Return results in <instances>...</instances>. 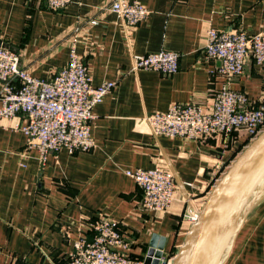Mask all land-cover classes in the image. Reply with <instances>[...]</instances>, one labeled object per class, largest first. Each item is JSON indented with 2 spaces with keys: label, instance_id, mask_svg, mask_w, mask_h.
Returning <instances> with one entry per match:
<instances>
[{
  "label": "crops",
  "instance_id": "obj_1",
  "mask_svg": "<svg viewBox=\"0 0 264 264\" xmlns=\"http://www.w3.org/2000/svg\"><path fill=\"white\" fill-rule=\"evenodd\" d=\"M112 0H72L53 11L43 0H0V44L19 52L20 64L48 79L74 52L92 84L115 85L92 108L94 147L61 149L41 164L15 128L19 116L0 124V264H66L73 242L91 236L99 217L116 221L128 254L144 258L149 242L163 243L162 258L175 255L218 178L242 150L244 135L227 140L154 135L144 117L172 103L207 107L220 86L219 62L206 59V31L239 28L264 32V0H136L149 15L124 26L105 8ZM133 1V0H132ZM76 28V29H75ZM161 49L179 53L177 72L130 71L132 56ZM230 87L255 102L264 97V64L249 57ZM161 164L173 176L176 195L164 211L142 210L141 189L126 171ZM223 264H264V199L238 233Z\"/></svg>",
  "mask_w": 264,
  "mask_h": 264
},
{
  "label": "built area",
  "instance_id": "obj_2",
  "mask_svg": "<svg viewBox=\"0 0 264 264\" xmlns=\"http://www.w3.org/2000/svg\"><path fill=\"white\" fill-rule=\"evenodd\" d=\"M43 1L48 9L57 11L72 0ZM105 8L116 13L127 27L136 26L150 13L136 0H112ZM202 52L204 58L219 62L214 75L220 78V86L213 92L210 105L176 102L165 111L146 114L144 119L154 135L194 140L221 138L226 143L243 134V149L264 130V97L257 102L250 100L245 93L232 89L230 83L243 72L248 57L258 65L264 64V32L249 34L239 28L209 27ZM179 56L167 49L136 54L132 56L130 71L152 70L170 75L179 68ZM114 85V81L93 85L85 62L73 49L66 65L44 79L21 66L16 49L0 44V124L19 116L15 128L24 133L26 147L39 152L41 164L47 155L61 149L74 153L94 147L90 135L92 108ZM126 173L141 189L142 210L164 211L173 202L176 183L161 164ZM199 212H185L182 219L193 224ZM88 229L91 236L83 234L73 242L66 264H143L144 258L128 254L130 243L116 221L99 217ZM173 257H161L158 264H171Z\"/></svg>",
  "mask_w": 264,
  "mask_h": 264
},
{
  "label": "water",
  "instance_id": "obj_3",
  "mask_svg": "<svg viewBox=\"0 0 264 264\" xmlns=\"http://www.w3.org/2000/svg\"><path fill=\"white\" fill-rule=\"evenodd\" d=\"M1 43V42H0ZM264 199V130L237 155L209 192L171 264H223ZM149 242L143 264H158L163 243Z\"/></svg>",
  "mask_w": 264,
  "mask_h": 264
},
{
  "label": "rangeland",
  "instance_id": "obj_4",
  "mask_svg": "<svg viewBox=\"0 0 264 264\" xmlns=\"http://www.w3.org/2000/svg\"><path fill=\"white\" fill-rule=\"evenodd\" d=\"M252 141H253V140H252ZM252 141H250V142H252ZM250 142H249V143H250ZM245 147H246V146H245ZM245 147H244V148H245ZM244 148H243V149H244ZM243 149H242V150H243ZM224 172H225V171H224ZM221 176H222V174L220 175V177H221ZM220 177H219V178H220ZM219 178H218V180H219ZM218 180H217V181H218ZM173 256H174V255H173Z\"/></svg>",
  "mask_w": 264,
  "mask_h": 264
}]
</instances>
